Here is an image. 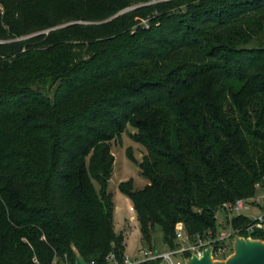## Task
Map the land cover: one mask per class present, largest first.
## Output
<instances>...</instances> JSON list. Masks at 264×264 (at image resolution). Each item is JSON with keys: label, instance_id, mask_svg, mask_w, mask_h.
Segmentation results:
<instances>
[{"label": "trees", "instance_id": "trees-1", "mask_svg": "<svg viewBox=\"0 0 264 264\" xmlns=\"http://www.w3.org/2000/svg\"><path fill=\"white\" fill-rule=\"evenodd\" d=\"M147 1L0 0V264L124 260L109 183L128 125L149 184L119 191L151 249L264 192V0Z\"/></svg>", "mask_w": 264, "mask_h": 264}, {"label": "built area", "instance_id": "built-area-1", "mask_svg": "<svg viewBox=\"0 0 264 264\" xmlns=\"http://www.w3.org/2000/svg\"><path fill=\"white\" fill-rule=\"evenodd\" d=\"M262 197L253 199H240L234 203H225L216 214L218 230H209L200 234L188 233L183 223L176 228V248H166L164 251L143 248L139 251V256H124L123 261H118L115 254L111 253L107 257V264H142L145 262H157L158 264H188L187 260L196 256L202 258L207 249H211V257L215 261L226 260L233 253V240L235 237L254 238L256 233H264V213L248 217L250 223L247 225L234 226L233 218L244 216L243 212L250 211L257 206ZM130 211L135 212L134 206L129 207ZM247 217V216H246ZM222 218V219H221ZM226 228H229L226 230ZM37 263V260L34 261ZM56 264V261L54 262ZM64 264H72L68 257H65ZM89 264V263H88ZM91 264H95L92 262Z\"/></svg>", "mask_w": 264, "mask_h": 264}, {"label": "rangeland", "instance_id": "rangeland-1", "mask_svg": "<svg viewBox=\"0 0 264 264\" xmlns=\"http://www.w3.org/2000/svg\"><path fill=\"white\" fill-rule=\"evenodd\" d=\"M164 1H168V0L147 1L145 3L139 4V7L148 6L151 4H156L158 2H164ZM132 9L133 8H130L125 12H128ZM3 10H4L3 7L0 6L1 13L2 12L4 13ZM125 12H121L120 14H123ZM161 16L162 14L156 9L150 11L147 14V18L145 19V21H143L144 23L141 26L145 27V29L148 30L149 29L147 26V24H149L148 21L157 20ZM45 94L49 95V92L45 90ZM135 132L136 130L131 125H128L125 132L112 142V153L115 157V164H114L113 175L109 183V192L113 194V203H114V212H113L114 230L117 235L125 236L126 253L130 257H135L137 255L139 256L140 255L139 251L141 249L148 248V246L145 245L142 241L140 224L137 219V215L136 213L131 212L129 209V207L133 205L131 200L119 191V185L123 181L133 180L135 189L137 190H141L149 184V181L141 176L140 169L136 163L142 161L147 151L141 144L136 143L132 139V134H134ZM129 151L132 153V156L135 159V161L130 158L128 153ZM260 197H262V193H260ZM263 213H264V198L261 199V203H259V205L253 207L250 211L243 212V215L248 217H255ZM228 229L229 228H226V230ZM163 240L164 239H163L162 231L158 227L156 228V231L153 234L152 244L155 246L156 249L160 251H164L166 249V246L164 245ZM36 264H38V262Z\"/></svg>", "mask_w": 264, "mask_h": 264}, {"label": "water", "instance_id": "water-1", "mask_svg": "<svg viewBox=\"0 0 264 264\" xmlns=\"http://www.w3.org/2000/svg\"><path fill=\"white\" fill-rule=\"evenodd\" d=\"M120 15V14H119ZM119 15L115 16L118 17ZM114 19V18H113ZM75 264H88L77 249H74ZM188 264H264V241L257 238L235 237L233 253L223 261L211 257V249L204 252L202 258L193 256Z\"/></svg>", "mask_w": 264, "mask_h": 264}, {"label": "crops", "instance_id": "crops-1", "mask_svg": "<svg viewBox=\"0 0 264 264\" xmlns=\"http://www.w3.org/2000/svg\"><path fill=\"white\" fill-rule=\"evenodd\" d=\"M123 182H125V181H123ZM122 183V182H121ZM258 198L260 197V194L257 196ZM261 203V202H260ZM259 205V204H258ZM260 208H261V205H260ZM248 217V216H247ZM127 254V253H126Z\"/></svg>", "mask_w": 264, "mask_h": 264}]
</instances>
